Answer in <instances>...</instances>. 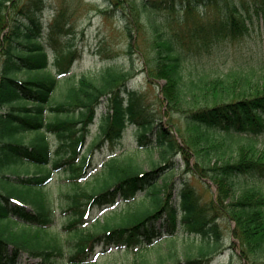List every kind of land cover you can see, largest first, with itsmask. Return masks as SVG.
<instances>
[{
    "label": "trees",
    "instance_id": "16d2710c",
    "mask_svg": "<svg viewBox=\"0 0 264 264\" xmlns=\"http://www.w3.org/2000/svg\"><path fill=\"white\" fill-rule=\"evenodd\" d=\"M47 4L0 0V264H22L24 255L37 259L27 264H101L99 248L108 263L120 248L124 264H209L221 249L225 221L233 223L231 247L244 264H264V189L238 181H264V72L239 64L218 74L190 53L240 40L255 21L264 29V0L109 1L120 11L128 53L143 55L149 81L160 88L162 115L130 87L133 66L63 77L76 50L68 43L65 53L59 40L62 13L43 26ZM129 125L137 127L145 157L113 156L87 177L95 150L121 141ZM178 154L185 171L210 180L214 192L206 195L187 177L173 198ZM61 170L71 181L70 216L56 228L47 186ZM136 197L134 205L94 217ZM182 233L202 241L181 246Z\"/></svg>",
    "mask_w": 264,
    "mask_h": 264
},
{
    "label": "rangeland",
    "instance_id": "374dc122",
    "mask_svg": "<svg viewBox=\"0 0 264 264\" xmlns=\"http://www.w3.org/2000/svg\"><path fill=\"white\" fill-rule=\"evenodd\" d=\"M110 0H47V7L44 11V17L47 24L55 20V15L62 13L61 22L64 29L61 31L59 40L64 46V51H68V43H72V50H76L73 61L70 65V70L65 78L77 80L83 73L93 75L99 73L111 64H117L122 67L129 68L133 66L136 74L130 81V87L137 89L143 96L148 106L161 111L163 114V105L159 100L160 88L157 83H151L147 77V65L143 62V55L134 53L131 56L127 49L129 37L124 32L123 22L119 18L120 11L113 10L109 5ZM207 15V14H206ZM215 13L209 11L208 16H213ZM207 18V17H205ZM256 17L254 16V19ZM212 43V42H211ZM52 49V56L54 49ZM57 52V50L55 49ZM191 58L194 62L203 61L212 64L213 69L217 70L218 74L227 72L230 67L243 64L246 66H254L259 72H264V29L261 23H255L250 27V31L240 40L225 39L219 42L212 43L207 48H201L198 51H190ZM69 58L67 59L68 63ZM53 62V60H52ZM63 79V78H62ZM67 80L62 81V87L66 85ZM59 93L62 89H59ZM106 111L105 102L98 109V117L91 125V130L88 135L87 144L93 142L99 127V116ZM175 122L181 126L185 132V123L183 116L180 113L174 115ZM137 127L129 125L127 131L121 141L114 144L105 143L95 150L93 155V169L87 177H92L93 174L100 170L104 164L113 156H125L127 154H139L145 157L147 152L144 149H137L139 146L137 138ZM259 144L264 145V135L259 136ZM34 169V168H32ZM86 177V178H87ZM191 177L193 183L201 190L209 195L214 192L216 186L208 179H198L192 176L191 172L185 171L181 163L177 167V178L175 179L173 198H177L178 185L182 179ZM86 178L80 181H86ZM238 181L241 185L257 184L264 189V181L254 180L250 177H239ZM71 181L64 170L57 172L47 186V190L51 196V202L56 212V228H62V222L70 216V212L65 211L67 202V192L71 188ZM136 200L124 202L121 199L118 202L106 209H97L94 212V217L103 216L108 210H120L138 203ZM94 217L90 219V223ZM233 223L231 221L224 222V236L219 253L212 259L209 264H244L240 258L238 250L231 247ZM194 241L198 244L202 241L201 237H187L185 233L180 234L179 242L181 246L187 245ZM103 252L99 257L101 264H124V259L121 256L122 249L117 248L113 253L119 258L111 263L107 261V253L103 249H98ZM110 252V251H109ZM104 254V255H103ZM27 261H37L24 255L22 264H27Z\"/></svg>",
    "mask_w": 264,
    "mask_h": 264
},
{
    "label": "bare ground",
    "instance_id": "6f19581e",
    "mask_svg": "<svg viewBox=\"0 0 264 264\" xmlns=\"http://www.w3.org/2000/svg\"><path fill=\"white\" fill-rule=\"evenodd\" d=\"M42 16H43L42 19H43V21H44V22H42V23H43V26H45V25L47 24V22H46V20H45V18H44V14H43ZM83 74H84V73H83ZM83 74H82V75H83ZM82 75H81V76H82ZM81 76H80V77H81ZM80 77H79V78H80ZM79 78H78V79H79ZM78 79H77V80H78ZM173 160H174L175 162H178V164H179V163H181L182 165H185V164H186L184 158H183L180 154L174 156V157H173ZM190 162H191V160H190ZM170 175H171L170 179H171V178L176 179V178H177V171L172 172ZM161 181H162V180H161Z\"/></svg>",
    "mask_w": 264,
    "mask_h": 264
}]
</instances>
